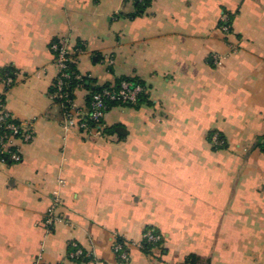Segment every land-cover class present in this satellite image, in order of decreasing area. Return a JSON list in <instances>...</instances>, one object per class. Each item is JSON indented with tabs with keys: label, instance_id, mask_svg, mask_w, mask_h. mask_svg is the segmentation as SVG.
<instances>
[{
	"label": "crops",
	"instance_id": "obj_1",
	"mask_svg": "<svg viewBox=\"0 0 264 264\" xmlns=\"http://www.w3.org/2000/svg\"><path fill=\"white\" fill-rule=\"evenodd\" d=\"M64 40L91 87L132 79L146 101L65 129L50 49ZM6 69L5 108L32 140L0 163V264H264V0H0ZM148 227L163 243L144 254Z\"/></svg>",
	"mask_w": 264,
	"mask_h": 264
},
{
	"label": "built area",
	"instance_id": "obj_2",
	"mask_svg": "<svg viewBox=\"0 0 264 264\" xmlns=\"http://www.w3.org/2000/svg\"><path fill=\"white\" fill-rule=\"evenodd\" d=\"M136 3L141 4L144 0H134ZM221 30L224 33L230 32L229 25H222ZM50 49L53 53L54 65L56 68V76L53 83L54 93L51 95L52 99L62 101V104L69 107L68 112L64 114V128L69 129L72 127H78L82 131H88L89 126L87 122L99 123L104 119L105 112L108 103H119L127 105H135L138 102L140 94L143 89L140 85H133L127 81H121L116 89H102L101 91L94 93L91 96V103L89 110H80L74 100L68 97V94L64 92V87L76 82H82L83 76L70 69V64L74 63V54L69 48L67 40L52 43ZM110 63V62H109ZM13 84L11 78H0V86L4 94L5 87ZM80 84H76L78 86ZM6 120H13V116L6 110L3 105H0V123ZM103 127V125H102ZM7 129L11 131L9 136H0V153L6 155L9 162L18 163L21 161L20 145L29 143L32 140V132L28 126L23 123L19 125L7 124ZM17 136V137H16ZM0 163L6 164L5 160H1ZM61 205V201L57 193L53 194V199L47 210L43 225L48 233H51L54 225L61 220L56 215L58 207ZM161 239L160 235H156L152 230H146L142 234L141 241L157 242ZM74 252L69 254L70 258H78L82 255L81 250L77 245L72 244ZM140 248V244L138 246ZM114 253L123 262L129 260V253L126 247L121 243H115L113 246Z\"/></svg>",
	"mask_w": 264,
	"mask_h": 264
},
{
	"label": "trees",
	"instance_id": "obj_3",
	"mask_svg": "<svg viewBox=\"0 0 264 264\" xmlns=\"http://www.w3.org/2000/svg\"><path fill=\"white\" fill-rule=\"evenodd\" d=\"M152 0H144L143 3L141 4H138L136 3L137 7L140 8V9H145L150 3H151ZM222 25H229V23H223ZM230 27V26H229ZM73 53V51H72ZM74 56V55H73ZM74 60H75V56H74ZM70 69L72 71H75L78 73V71L76 70V66H75V61L74 63L70 64ZM14 73L13 71H11L10 69H6V70H2L0 72V78L2 80H4L5 78H11L12 80H14ZM121 81H127L128 83H131L133 85H140L143 89V92L140 94L139 98H138V102L135 104V105H140L142 103H144L146 101V95H145V88L144 86L140 83V82H137L135 80H132V79H128V78H122V79H119L115 82H113L112 84H109V85H103V86H100V87H91L90 86V80L87 78V77H84L83 78V81L82 82H74L70 85H66L64 87V92L68 94V97L72 100L75 99L74 97V93H75V90L78 89V88H83L85 90H87L88 92V95L86 97V107L85 109H80V110H83V111H87L89 110V107H90V103H91V96L94 94V93H97L99 91H101L102 89H116L117 86L119 85V83ZM80 84L78 86H76V84ZM12 86V84L10 86H7L5 87V92L8 91L10 89V87ZM54 93V88H52V91H51V95ZM54 105H57L59 110H60V115H61V118L62 120L64 119V114L66 112H68L69 110V107L68 106H64L62 104V101H59V100H56V99H52ZM0 105H3L5 107V93L0 95ZM127 104H119V103H108L107 105V109H106V112L112 108V107H115V106H126ZM127 106H134V105H127ZM105 112V114H106ZM105 117V116H104ZM19 121L14 119L13 120H6L4 122H1L0 123V136H9L11 134V131L9 129L6 128L7 124H13V125H19ZM88 123V126H89V131H100L102 129V125L104 124V119L101 120L99 123H92V122H87ZM17 137V136H16ZM1 160H5L6 164H14L12 162H9L6 155L3 154V153H0V161ZM146 230H152L154 234L156 235H160L161 236V239L157 242H147V241H141L140 242V250L144 253V254H150L152 252V250L154 249H161V246H162V243H163V239H162V235L160 234L159 231H157L156 229L152 228V227H148L144 230V232ZM117 243H121L123 244L122 241H118ZM78 247V246H77ZM79 248V247H78ZM80 249V248H79ZM74 247L71 245H69V254H71L72 252H74ZM81 250V249H80ZM82 252V255L78 258H71L75 261H85V260H88V257L86 256V254L83 252V250H81ZM182 264H209V261L208 260H203L202 258L198 257V256H195V255H190L186 261H184Z\"/></svg>",
	"mask_w": 264,
	"mask_h": 264
},
{
	"label": "water",
	"instance_id": "obj_4",
	"mask_svg": "<svg viewBox=\"0 0 264 264\" xmlns=\"http://www.w3.org/2000/svg\"><path fill=\"white\" fill-rule=\"evenodd\" d=\"M116 131H117L118 133H121L122 128H117Z\"/></svg>",
	"mask_w": 264,
	"mask_h": 264
},
{
	"label": "rangeland",
	"instance_id": "obj_5",
	"mask_svg": "<svg viewBox=\"0 0 264 264\" xmlns=\"http://www.w3.org/2000/svg\"><path fill=\"white\" fill-rule=\"evenodd\" d=\"M142 240V239H141Z\"/></svg>",
	"mask_w": 264,
	"mask_h": 264
}]
</instances>
